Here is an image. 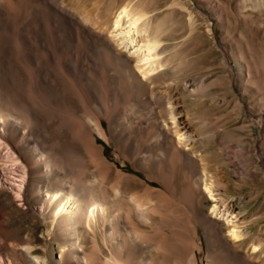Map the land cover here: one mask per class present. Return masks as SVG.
I'll return each mask as SVG.
<instances>
[{"label": "bare ground", "instance_id": "bare-ground-1", "mask_svg": "<svg viewBox=\"0 0 264 264\" xmlns=\"http://www.w3.org/2000/svg\"><path fill=\"white\" fill-rule=\"evenodd\" d=\"M131 3L108 10L107 16H91L85 8L80 10L83 19L91 22L98 31L107 33L97 34L103 44L94 46L90 53H86L88 41L82 34H79L75 50L61 55L48 50L40 60L32 55L26 58L27 49L22 44L25 39L21 41L20 38V43L18 34L7 37L16 43L17 59L29 69L27 82L19 77L20 90L28 102L18 104L8 94L0 92V137L3 133L12 137L6 138L7 143L0 141V145L7 149V154H0L6 158L3 165L0 164V184L3 183L2 178H7L10 173L11 167L5 164L17 165L23 179L28 173L35 180L32 192L41 204L42 216L48 225L47 234L55 239V247L45 239L47 244L42 246L45 253L40 254L42 247L28 232L15 238L20 245L11 243L14 252L6 253L7 256L22 264H200L197 250H202L203 245L197 239V221L204 225L207 234L208 264H247L230 245L241 247L248 239L251 241L248 257L253 260L261 258L263 240L254 237L245 222L247 220L243 221L239 210L241 203L221 195L226 189V184L221 181L222 162L215 165V172H212L205 160L217 144L220 131L198 133L193 124L198 121V127L204 128L215 122L202 121L198 115L200 105L205 103L204 95L198 94L204 92L208 84L201 79L184 85L178 80L165 78L170 68H175L168 54L170 46L162 39L166 24ZM25 4L24 0H0V27L3 11L15 6L18 16H25L28 13ZM50 5L49 8L52 7ZM50 37L52 41L59 42L57 34H50ZM53 56L56 62L54 81L62 80L64 91L77 97L84 112L68 102L59 103L52 94L41 90L40 83L45 75L39 71L40 66L44 59ZM83 58L90 63V72L85 70ZM70 59H74L73 64L68 63ZM189 99L192 106L187 105ZM137 112L143 114L137 115L139 125L148 129V133L155 134L158 156L162 160L167 159L166 164L158 163V174H148V178L125 171L109 160L105 154L106 144L97 140V137L108 143L111 140L103 118L110 121L112 132L118 131L119 135L125 136L130 118ZM41 120L45 123L56 120V129L62 134L68 132L72 144H65L57 138L52 142L54 149L47 152L39 134ZM146 145L145 150L152 156L153 147L147 142ZM10 148L23 151L30 148V157L21 156V152L15 155ZM233 149L232 157L228 154L225 157V165H233V172L241 177L250 174L251 161L245 156V147L237 143ZM88 163L98 172V180H86ZM123 163L126 166L125 160ZM183 164L188 168L181 172L182 181L178 183L177 174ZM63 175L69 177L63 178ZM111 177L117 197L122 196L124 183L135 184L141 189L130 194L125 203L110 200L105 184ZM16 189L20 191L21 186ZM1 194L2 188L0 197ZM209 196L213 199V217L205 215L200 207L201 199ZM176 199L181 204L175 203ZM15 200L22 201L23 198ZM123 207L149 222L152 215L157 216L159 225L155 232L153 230L154 233L149 234L136 227L132 233L122 237L119 222ZM5 218V212L0 210V256L5 255L10 245L8 235L13 232L7 227L9 224L6 225ZM221 223L227 227V236ZM100 232L115 242V249L113 247L109 257H102L96 248L88 249L85 244L87 236L95 237ZM152 248L157 250L156 254H152ZM55 251L58 252L56 257Z\"/></svg>", "mask_w": 264, "mask_h": 264}, {"label": "rangeland", "instance_id": "rangeland-1", "mask_svg": "<svg viewBox=\"0 0 264 264\" xmlns=\"http://www.w3.org/2000/svg\"><path fill=\"white\" fill-rule=\"evenodd\" d=\"M24 1L25 9H28H26L28 17L26 15L18 16L17 8L14 6L12 9L13 7H11L1 13L3 22L0 27V92L2 90L18 104L28 102L25 93L20 90L19 77L27 82L29 69L17 59L16 43L12 42V39L9 41V34H18L17 40L19 41L20 38L21 41L25 39L22 44L27 49L26 58L32 55L34 59L40 60L42 54L48 50H51L54 55L75 50L78 46L79 34H82L83 38L88 41L86 53L94 46H102L103 43L98 39L97 34L107 33L98 31L91 22L81 17L80 10L84 8L90 15L92 14L91 16L99 14L107 16L109 11L115 10L121 4L132 2V5L154 14L165 22L166 31L163 33L162 39L170 46L168 54L171 65L175 66L173 69L170 68L171 71L167 72L165 78L168 81L178 80L184 85H190L192 80L201 79L208 84L206 90L198 94V96L204 95L205 101L200 105L198 115L202 121L213 120L215 122L212 126L204 128L198 127V121H196L197 123L194 121L193 124H195L198 133H214L216 130H219L220 133L219 140L216 141L217 144L212 148L211 153L205 156V160L211 170L213 169L212 172H215V165H221L219 162H222L224 167H222L223 180L221 181L226 184V189L222 190L221 195L226 199L241 203L239 210L243 221L247 220L245 222L250 227L249 230L253 236L258 237L260 241L263 240L264 244V65H262L264 62V0ZM48 4H51L52 7L49 8ZM47 7L50 10H47ZM14 29H17L15 33ZM50 34H57L59 42L52 41ZM3 36L5 37L3 38ZM37 41L39 44H36ZM83 62L85 70L90 72V63L85 62L84 58ZM68 63L73 64L74 59L68 60ZM55 66V56L43 60L39 69L41 74L45 75V79L40 83L41 90L52 94L59 103L68 102L84 112L79 106L77 97L73 93L64 91L62 80L58 79L57 83L54 81ZM85 76H88V73H85ZM91 88L96 90L95 86H91ZM14 94L15 96H13ZM187 105L192 106V100L189 99ZM120 114L125 115L124 113ZM138 114H140L139 116L143 115L141 112H137L131 116L125 136L119 135L118 131L112 132L110 121L103 118L111 140L109 143L100 137H97V140L100 144H106L105 154L109 160L115 162L125 171L148 178V174L157 175L158 163L166 164L167 159L162 160L158 156L159 145L154 140L155 134L148 133V129L139 125ZM40 123L39 134L45 143L47 152L54 149L52 142L57 138H61L65 144H72L68 132L63 134L58 132L56 120L49 123L41 120ZM2 135L0 141L5 143L8 142L6 138H12L4 133ZM146 142L153 147L152 156H149L145 150ZM236 142L245 147V156L251 161L250 174L242 177L233 172V165H225V157L228 155L232 157L231 153ZM10 149L15 155H19L21 152V156L27 157L30 153V148L24 151ZM229 149L231 150L229 151ZM0 154H7V149L1 145ZM146 154L147 156H143ZM5 160L6 158L0 157V164L3 165ZM123 160L127 162L126 166H124ZM22 164H25V161H22ZM5 166L11 167V169L10 173L6 175L7 178H2L3 183L0 184V188H2L0 210L5 212L6 225L9 224L7 227L13 232L8 235L7 242L10 245L7 246V249H3V252L5 249L6 251L5 255L0 256V264H22L6 254L14 252L11 243L20 245V242L15 238L30 232L34 236V242L41 247L46 246L47 242L55 247V239L47 234L48 225L43 219L41 204L36 201L33 195L32 187L35 180L28 173L23 179V173L17 165L5 164ZM88 166L89 173L87 172L85 175L86 180H90V182L98 180L99 175L95 167L90 163ZM186 168H188L187 164L180 167L177 174L178 183H181V172ZM62 177L68 178L69 176L63 175ZM113 183L112 177L106 182L107 195L110 200L118 203H125L130 194L141 189L135 184L124 183L122 196L117 197L114 195ZM17 186H21L22 191L16 189ZM178 191L180 194V190ZM21 197L22 201L15 200ZM178 202L179 200L176 199L175 203ZM212 205L213 199L210 196L201 199L200 207L209 217H213L211 214ZM152 216L153 218L149 222L134 212H127L123 207L120 210L121 222H119L121 236L132 233L136 227L143 232L154 233L159 221L157 216ZM196 223L199 234L197 239L200 243L202 241L203 245L202 250H197V257L200 264H208V239L205 227L197 221ZM220 226L227 236L226 225L221 223ZM250 242L248 239L241 247L234 244H231L230 247L234 248V251L246 260L247 264H264V252H262L261 258L256 257L253 260L248 257L247 249ZM85 244L88 249L96 248L102 257H109L115 249V242H112L108 236L101 232L95 237L87 236ZM152 250V254L157 253L156 249L152 248ZM44 253L42 247L40 254ZM57 254L58 252L55 251V257Z\"/></svg>", "mask_w": 264, "mask_h": 264}]
</instances>
